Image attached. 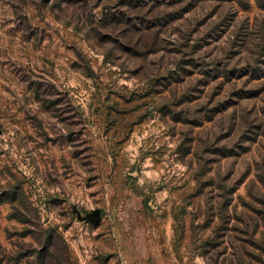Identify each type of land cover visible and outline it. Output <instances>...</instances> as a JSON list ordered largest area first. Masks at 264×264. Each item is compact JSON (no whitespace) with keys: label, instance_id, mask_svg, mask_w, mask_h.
<instances>
[{"label":"rangeland","instance_id":"374dc122","mask_svg":"<svg viewBox=\"0 0 264 264\" xmlns=\"http://www.w3.org/2000/svg\"><path fill=\"white\" fill-rule=\"evenodd\" d=\"M262 219L264 0H0V264H264Z\"/></svg>","mask_w":264,"mask_h":264},{"label":"trees","instance_id":"16d2710c","mask_svg":"<svg viewBox=\"0 0 264 264\" xmlns=\"http://www.w3.org/2000/svg\"><path fill=\"white\" fill-rule=\"evenodd\" d=\"M258 228H260L259 229L260 232H262L264 234V219L260 220V223L258 224ZM43 235H45L44 244H43L44 247L42 248V250H40L38 252V254H39L38 257L40 259L39 264H47L44 262L46 259H45V254L43 252L51 250V247H52L51 244L52 243L50 241L52 240V238L54 236V232L51 230H45Z\"/></svg>","mask_w":264,"mask_h":264},{"label":"water","instance_id":"95a60500","mask_svg":"<svg viewBox=\"0 0 264 264\" xmlns=\"http://www.w3.org/2000/svg\"><path fill=\"white\" fill-rule=\"evenodd\" d=\"M73 211L76 214V217L79 221H84L86 223L91 224H97L101 220V211L99 208L93 209L84 215L81 214L79 210H77L75 207L73 208Z\"/></svg>","mask_w":264,"mask_h":264}]
</instances>
